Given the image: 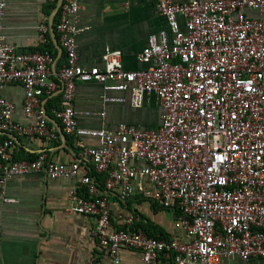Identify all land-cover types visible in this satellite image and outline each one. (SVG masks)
<instances>
[{
	"label": "built area",
	"instance_id": "obj_1",
	"mask_svg": "<svg viewBox=\"0 0 264 264\" xmlns=\"http://www.w3.org/2000/svg\"><path fill=\"white\" fill-rule=\"evenodd\" d=\"M154 6L172 36L149 34L136 56L146 67L129 70L120 50L109 46L100 66L78 62L80 2L61 0L54 28L64 60L53 76L51 51L17 50L5 40L6 0H0V196L12 176L76 178L84 162L102 176V185L82 174L68 191L66 209L95 218L91 234L103 252L96 264H120L124 246L140 252V264L264 258V0H154ZM38 30L45 40L46 24ZM79 81L100 83L102 104L139 108L153 95L159 123L78 125ZM14 82L24 90L25 124L12 119L13 104L1 94L4 84ZM56 92L59 104L50 111L59 131L42 105ZM59 134L77 148L76 159L55 160L46 150L33 158L14 156V136L53 141ZM84 136L96 142L86 143ZM136 192L173 212V234H148L132 213L111 227L106 194L124 200Z\"/></svg>",
	"mask_w": 264,
	"mask_h": 264
},
{
	"label": "crops",
	"instance_id": "obj_2",
	"mask_svg": "<svg viewBox=\"0 0 264 264\" xmlns=\"http://www.w3.org/2000/svg\"><path fill=\"white\" fill-rule=\"evenodd\" d=\"M57 1L6 0L2 19L5 40L17 50L46 48L52 52L55 56L53 76L64 60L54 28ZM79 2L77 23L84 29L76 35L77 59L84 67L100 66L104 47L109 46L120 50L121 63L125 69L145 68L146 64L138 61L136 56L146 44L147 36L161 30L167 33L169 39L172 36L165 16L156 11L154 0ZM41 23L47 26L45 40H42L38 30ZM101 93L102 87L98 82H77L74 107L78 111V125L98 128L126 122L152 128L159 123L161 108L153 95L141 107L134 108L128 102L102 104ZM1 94L13 104L12 119L25 124L27 119L22 109V85L17 82L4 84ZM111 94L127 96L120 91ZM59 97V92H56L50 100H42L47 119L58 131L60 125L51 114L50 104L58 106ZM151 102L157 110L153 115L150 114ZM85 110L96 113L103 110L105 114L87 115L83 113ZM83 140L86 143L96 142L94 137L89 136H84ZM41 150H46L53 159L61 161H71L78 156V150L70 138H64L62 134H59L58 140L53 141L36 136H14L13 152L16 158H23L28 153L35 155ZM88 170L93 171L91 165L83 162L76 178H51L40 173L9 178L3 195L12 200L4 201L3 195L0 196V264H96L103 252L91 234L95 218L66 209L69 189L78 182L79 176L90 173ZM99 183L102 185V182ZM106 196L111 227H119L120 218L132 213L136 223H140L151 235L175 232L172 228L173 212L141 197L138 192L124 200L114 193ZM120 258V264H140V252L133 248L122 247ZM219 264H264V258L256 257L246 261L237 257L224 258Z\"/></svg>",
	"mask_w": 264,
	"mask_h": 264
},
{
	"label": "trees",
	"instance_id": "obj_3",
	"mask_svg": "<svg viewBox=\"0 0 264 264\" xmlns=\"http://www.w3.org/2000/svg\"><path fill=\"white\" fill-rule=\"evenodd\" d=\"M48 100H50V98L48 99ZM51 106H55V104H50ZM50 106V107H51ZM47 109H49V107H46ZM35 155L34 154H31V153H28V154H26L23 158H33ZM16 157V156H15ZM18 158V157H17ZM89 172H90V170H88ZM90 174L91 175H93V176H95V178L97 179V182L99 183V182H101V180H102V176L100 177L99 175H97V174H95V172L94 171H91L90 172ZM139 225L148 233V234H151L149 231H147L140 223H139ZM163 235H165L164 233H163Z\"/></svg>",
	"mask_w": 264,
	"mask_h": 264
},
{
	"label": "rangeland",
	"instance_id": "obj_4",
	"mask_svg": "<svg viewBox=\"0 0 264 264\" xmlns=\"http://www.w3.org/2000/svg\"><path fill=\"white\" fill-rule=\"evenodd\" d=\"M177 20L180 21L178 15H177ZM155 108H156V107H155L154 103L151 102V108H150V109H152L151 112H150L151 115H153L154 113H156L157 110H156ZM154 109H155V110H154ZM153 110H154V111H153ZM148 112H149V111H148Z\"/></svg>",
	"mask_w": 264,
	"mask_h": 264
},
{
	"label": "water",
	"instance_id": "obj_5",
	"mask_svg": "<svg viewBox=\"0 0 264 264\" xmlns=\"http://www.w3.org/2000/svg\"><path fill=\"white\" fill-rule=\"evenodd\" d=\"M60 1H61V0H58V1H57L56 7H55V8H56V10H57V9H58V7H59ZM62 136L65 138L64 134H62Z\"/></svg>",
	"mask_w": 264,
	"mask_h": 264
}]
</instances>
